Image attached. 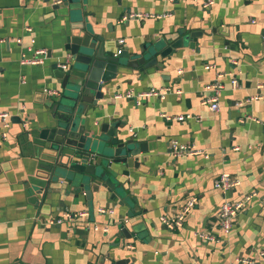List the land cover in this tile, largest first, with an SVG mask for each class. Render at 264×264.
Masks as SVG:
<instances>
[{
	"label": "crops",
	"instance_id": "0c3cea01",
	"mask_svg": "<svg viewBox=\"0 0 264 264\" xmlns=\"http://www.w3.org/2000/svg\"><path fill=\"white\" fill-rule=\"evenodd\" d=\"M54 1L0 0V112L9 115L6 129L0 119V264H235L246 256L264 264L257 254L264 249V99L248 101L264 95V0H212L208 8L204 0H87L81 11ZM128 13L143 16L123 20ZM82 22L102 37L106 51L116 53L122 38V52L131 56L201 32L193 45L188 40L156 55V64L151 56L147 66L117 72L104 99L86 111V128L116 124L119 136L141 146L129 163L111 165L124 188L108 191L104 179L91 176V199L60 177L44 181L47 161L39 151V133L57 123L51 98L61 90L57 67L66 64V38ZM38 48L46 49L40 63L21 62ZM215 80L223 88L212 111L203 102L212 91L204 88ZM150 88L170 91L141 105L112 99ZM161 114L191 116L177 121ZM171 140L203 153L173 156ZM222 172L240 185L216 189ZM247 193L224 233L217 217L224 197ZM189 196L196 202L183 225L168 229L161 215L179 211ZM66 211L88 215L66 218Z\"/></svg>",
	"mask_w": 264,
	"mask_h": 264
},
{
	"label": "water",
	"instance_id": "95a60500",
	"mask_svg": "<svg viewBox=\"0 0 264 264\" xmlns=\"http://www.w3.org/2000/svg\"><path fill=\"white\" fill-rule=\"evenodd\" d=\"M65 1L68 7L80 11L82 3L84 6L87 2ZM77 29V33L66 38V64L57 67V76L62 79L61 90L57 97L51 98L53 117H56L57 123L39 133L42 140L39 151L47 161L43 167L44 181H56L60 177L75 187L86 189L85 194L91 199L92 193L88 189L91 176L104 179L108 191L117 186L124 188V181L113 179L117 177V172L111 165L129 163L140 152L141 146L137 148L133 138L119 136L116 124L110 127L108 123H102L98 127L91 125L86 128V111L104 99L103 90L117 72L124 71L126 67L147 66L145 60L151 56L154 58L149 61L156 64V55L165 57L188 40L193 45L201 32L183 34L160 52L150 49L131 56L127 50L118 54L106 51L102 37L94 34L84 22ZM122 231L127 232L125 228ZM94 264L105 263L100 260ZM109 264H122V261Z\"/></svg>",
	"mask_w": 264,
	"mask_h": 264
},
{
	"label": "built area",
	"instance_id": "2783aa9c",
	"mask_svg": "<svg viewBox=\"0 0 264 264\" xmlns=\"http://www.w3.org/2000/svg\"><path fill=\"white\" fill-rule=\"evenodd\" d=\"M169 1H174V0H169ZM61 0H55L54 3L58 4L60 3ZM213 1L212 0H204L202 2V6L205 8H208L212 5ZM142 13H128L123 17V20L129 19V18H140L142 17ZM118 44L119 47L116 50V53H120L122 51V46L124 44V39H118ZM46 49L44 48H38L35 50V54L32 58L30 59H25L22 58L21 62L23 63H40L42 61V57L38 55H45ZM65 64H61L60 66L64 67ZM210 65H205V68H209ZM231 86L232 87H237L238 82L235 77L231 79ZM223 88V85L215 80L210 83H207L205 85V90L206 91H212V94L208 95L203 99V102H207L209 104V107L212 111H217L219 109V102H218V94ZM169 88H161V89H156V88H150L145 91H139V92H134L132 90H126V91H121V92H116L112 95V99L117 100V99H133L136 103V105H141L144 102H146L149 98L151 97H158V98H164L165 94L169 92ZM48 93H56V91H49ZM264 99V95L258 94L253 97H250L248 99ZM8 114L4 112H0V119L2 121V124L4 128L9 127V121H8ZM162 118L166 120H177V121H182L187 118H189L191 115L190 114H180L176 116H171L167 114H161ZM199 118V117H198ZM2 137L6 138V132H2ZM169 149L170 152L173 156H179L182 154H202L203 150L195 148L191 144H181L178 143L176 140H171L169 142ZM235 149H238L239 147H234ZM206 155V153H204ZM240 185V180L236 177H233L230 175V173L227 172H222L220 175L215 179L214 182V187L216 189H219L222 193H225L227 190L235 188ZM253 195L254 192H251ZM251 195L248 193L243 195L241 198L237 200H230L224 197L223 202L220 205L219 211L217 213L218 217V224L221 230L224 233L230 232L233 222L237 215L242 211L244 208V204L246 203L247 200H249ZM196 202V197L194 196H189L184 200V203L182 204V207L180 208L179 211H177L174 214L171 215H161L160 221L168 228V229H175V228H180L183 223H184V218L185 214L187 211L194 206ZM98 211L101 213L106 212L105 209L103 208H98ZM108 212L112 213V210H108ZM88 215L87 211H80L78 213H70L66 211L64 213V217L70 218V217H78V218H83ZM61 219H58L56 222H60ZM94 228L97 229V226L94 225ZM200 237H206L208 239H212V236H208L206 233L198 232L196 233ZM258 257L264 258V249L258 250ZM253 261L249 257H242L238 261H236L235 264H251Z\"/></svg>",
	"mask_w": 264,
	"mask_h": 264
}]
</instances>
